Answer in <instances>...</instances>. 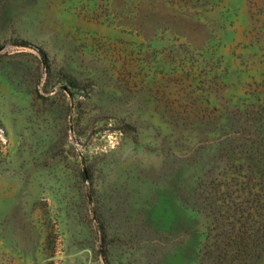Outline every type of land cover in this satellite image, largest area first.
<instances>
[{"label":"rangeland","instance_id":"rangeland-1","mask_svg":"<svg viewBox=\"0 0 264 264\" xmlns=\"http://www.w3.org/2000/svg\"><path fill=\"white\" fill-rule=\"evenodd\" d=\"M0 264H264V0H0Z\"/></svg>","mask_w":264,"mask_h":264},{"label":"water","instance_id":"water-1","mask_svg":"<svg viewBox=\"0 0 264 264\" xmlns=\"http://www.w3.org/2000/svg\"><path fill=\"white\" fill-rule=\"evenodd\" d=\"M60 89H61V90H63V91H65L66 93H68V94H69V96H70V98H72V96H71V94L69 93V90H68V88H67V87H65V86H62V87H60Z\"/></svg>","mask_w":264,"mask_h":264},{"label":"trees","instance_id":"trees-1","mask_svg":"<svg viewBox=\"0 0 264 264\" xmlns=\"http://www.w3.org/2000/svg\"><path fill=\"white\" fill-rule=\"evenodd\" d=\"M22 45L25 46V45H27V44H26V43H23Z\"/></svg>","mask_w":264,"mask_h":264}]
</instances>
